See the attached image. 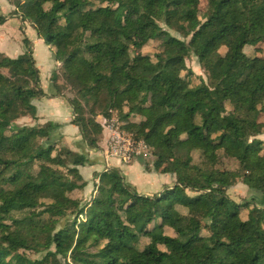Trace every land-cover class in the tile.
<instances>
[{"label":"trees","instance_id":"16d2710c","mask_svg":"<svg viewBox=\"0 0 264 264\" xmlns=\"http://www.w3.org/2000/svg\"><path fill=\"white\" fill-rule=\"evenodd\" d=\"M8 1L61 63L52 80L88 146L104 137L95 118L118 113L155 150L154 170L176 183L145 197L112 169L96 177L95 198H74L87 185L79 168L88 156L54 141L59 124L19 123L38 120L40 72L31 50L0 54V264H264V57L245 53L264 43V0ZM7 19L0 14V27ZM155 40L162 51L142 55ZM192 55L207 77L197 85ZM91 97L104 102L92 118L83 107ZM222 158L239 170L218 169ZM239 183L258 198L233 200Z\"/></svg>","mask_w":264,"mask_h":264},{"label":"crops","instance_id":"0c3cea01","mask_svg":"<svg viewBox=\"0 0 264 264\" xmlns=\"http://www.w3.org/2000/svg\"><path fill=\"white\" fill-rule=\"evenodd\" d=\"M15 7L8 0H0V14L8 15ZM26 40L29 41L28 46ZM28 50L32 51L37 69L40 72V86L44 96L34 100L37 108V122L25 118L19 123L31 126L47 123L59 124L55 132L58 140L77 153L86 154L89 164L80 167V174L86 182L95 180L102 172L118 169L124 173L129 184L141 195L154 196L161 194L166 187L174 184L175 177L161 174L155 170L147 171L140 160L124 166L119 159L111 158L108 151V133L99 144V149H92L86 143L81 129L73 123L74 111L68 100L60 95L53 83L52 76L59 72L61 63L54 57L52 48L39 36L30 22H24L19 15L8 16L7 22L0 27V54L12 59L24 56Z\"/></svg>","mask_w":264,"mask_h":264},{"label":"rangeland","instance_id":"374dc122","mask_svg":"<svg viewBox=\"0 0 264 264\" xmlns=\"http://www.w3.org/2000/svg\"><path fill=\"white\" fill-rule=\"evenodd\" d=\"M206 6H207V3H205V2L202 3L201 10L204 11L205 8H206ZM15 10H16V8H15ZM14 11H12L7 16L19 15L18 13L17 14H14L13 13ZM171 33L174 36H177V37L181 38L180 35H178L177 33H175V32H171ZM190 40H191V38H189L187 40V42H189ZM162 44H163V42L160 41V40L151 41L146 47H144V49L140 53L142 55H150V56H152L154 58V56L157 53H159V52L162 51V49H163V45ZM256 48L257 49H255V47H252V46H247L246 49H245L246 55L249 56V57H254V56L264 57V43L259 44ZM225 50L226 49H222V53H224ZM186 63H187L188 69L191 70L192 72H194V75L193 76H194V79H195L194 80L195 81V85L199 84V82H200L199 77H203L205 80H207L206 73L204 72V69L202 68L201 64L198 61V58L195 55H192L191 57H189L187 59ZM61 70H62V67H60V70L59 71L61 72ZM187 74H188V72H184L183 75H187ZM61 77H62L61 82H62V84H63V86L65 88V91L64 92H65L66 96L68 98H76V92L74 90H71V88L68 86V83H66V81H65V79L63 77V72L61 73ZM88 101H89V103L83 102V105H84L83 107L86 110V116L92 118L93 117L92 110L95 109L97 112L100 113L101 112V109H100L99 106L103 105L104 102H103V100H101V101H99V105H95V102H94V100H93L92 97L89 98ZM95 119L100 124H103V125L105 124V120L102 117L97 116V118H95ZM111 120H116V121L120 122L122 124V129L125 132H127L130 135H132L137 140L144 141L146 143L147 149H146L144 155H142L139 159H136V160L137 161L140 160L141 162H143L144 163V166H145V169L147 171L154 170L153 165H154V162L157 160V157L155 155V150H153L152 148H150L149 145H148V143L145 140L138 139L136 137L135 132H133V131H131V130H129L127 128V126H128L129 123L122 121L120 119L118 113H114L113 117L109 120V122ZM259 121L261 123H264V113L260 116ZM55 137L56 138L54 139V141L56 142V141H58V138H57V136H55ZM258 139L261 140L264 143V127L262 129V134L258 137ZM63 146H64V144H63ZM193 158H194V164H197L198 165V164H200L202 162V158H201V155H200L199 152L193 153ZM39 166H40V163L37 162V166H35L34 169L36 171L39 170ZM50 166L53 167V168H56V169H60V170L62 168V167L55 166V165H50ZM216 167L218 169H221V170L238 171L239 168H240V163H239V161H237L235 159H232V158H222L221 161L219 162V164ZM120 174H121V176H124V173L122 171H120ZM165 175H167V174H165ZM170 175H172V174H170ZM172 176L175 177L174 184L171 187H166L163 190V192H165L166 189H168V188L170 189V188H173L175 186L176 176L175 175H172ZM98 184H99V180L97 182H95V180H93V179L90 180V182H87V185H86L85 189L83 191L77 192L76 195L74 196V198H78V199L82 200V203L83 204H86L87 202L91 201L93 198L96 197V194H97V185ZM228 194H229V196L233 200H235L239 204H241L244 201L251 200L254 197H257L258 198V194L252 192L248 188V186L245 185V184H243V183H239L238 185H236L233 188H231L229 190ZM158 195H160V194H158ZM142 196L149 197V196H146V195H143V194H142ZM154 196H156V195H154ZM154 196H151V197H154ZM179 209L183 213H186V211L184 209H182V208H179ZM42 210H43L42 207L39 208V209H37L35 211L36 215H39V212H41ZM28 213H29L28 211H24V212H14V213H12V218L21 219V218L27 216ZM246 215H247V213H244L243 214L244 217H246ZM42 218L43 219H47L48 217H47V215H44V216H42ZM5 222L8 225H12V221L11 220H6ZM1 240H2V234H1V230H0V243H1ZM21 252L24 253V254H26L29 258H31L33 260H39L45 254V253H36L35 251H32V250H29V251H24L23 250Z\"/></svg>","mask_w":264,"mask_h":264},{"label":"built area","instance_id":"2783aa9c","mask_svg":"<svg viewBox=\"0 0 264 264\" xmlns=\"http://www.w3.org/2000/svg\"><path fill=\"white\" fill-rule=\"evenodd\" d=\"M104 128L108 133V151L111 158L119 159L127 166L144 155L146 143L125 132L120 122H105Z\"/></svg>","mask_w":264,"mask_h":264}]
</instances>
